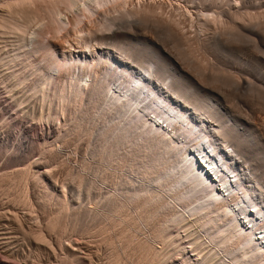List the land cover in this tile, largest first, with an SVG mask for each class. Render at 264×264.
Returning <instances> with one entry per match:
<instances>
[{
    "label": "bare ground",
    "instance_id": "6f19581e",
    "mask_svg": "<svg viewBox=\"0 0 264 264\" xmlns=\"http://www.w3.org/2000/svg\"><path fill=\"white\" fill-rule=\"evenodd\" d=\"M142 1L144 4V0H0V69L6 70V73L3 75L1 73L0 77L5 81L8 79L16 81L21 87L19 88L21 93L37 95V98L44 103H50L48 112L41 111L40 116L49 121L50 119L56 121L61 117V115L57 117L59 111H52V104L55 101L58 102L57 108L65 116V113L71 109L69 108L71 103L89 96L90 112L87 119L93 120L92 118L98 112L106 118L102 124L103 154L100 153V156L102 155L101 159L104 160L103 167L107 168L102 180L107 187L106 195L101 196L104 200H100V194L93 195V212L89 211L90 207L87 209L93 213V220H89L94 221L93 224H89L87 220L89 225L87 224L88 226L84 228L81 225L82 227L79 226L81 227L79 228L76 224L79 221L74 220L75 225L73 224L69 231L64 218L67 219L69 215L70 220L78 219L82 213H78L77 218V214L74 213L77 212L75 206L74 212L73 207L71 208L74 213L73 215L71 212V216L69 208L67 211L64 208V202L56 199L59 208L54 210V216H50L51 218L44 222L45 227L39 225L37 229H32L34 231L30 230L32 232H27L24 227L26 231L24 232L22 231L23 221L20 222L17 217L14 224L7 225L12 231L7 232L4 229L5 233L4 231L0 233V263L6 259L10 260L8 252L5 254L4 250L12 248L14 242L19 240L30 241L28 242L30 244L35 243L38 255L42 256L44 246L48 245L49 250L54 248L52 247L54 244L51 246L46 243L48 241L46 236L58 229L60 236L56 233L58 239L55 238L56 236L54 238L58 240L56 241L58 246H61V249H58L62 250V253L58 254L62 257L59 256L60 259H57L52 256L57 260L54 263L49 260L48 264H100L103 259L105 262L103 264H125L126 262L129 264H173L169 261H172L176 254L185 264H264V132L262 127L257 126L255 118L253 119L256 125L252 117L250 119L252 121L241 118L243 110L242 113L237 112L233 110L231 104V106L228 104V98H232L233 94H228L231 96L228 97L219 89L220 92H217L215 96L208 91L209 89L205 90L201 87L208 73L206 71L210 72L211 68L213 74L216 72L213 77L209 76L211 81L208 78L212 85L217 80L214 85L219 88V84L225 85L227 82L230 84V81L233 83L234 79L235 89L230 86L231 84L227 83V85L238 94L249 92L252 95L255 93L261 95L262 93L263 96H253L257 98V101L261 99L262 102L264 87L259 86V82L256 83L258 80H251L250 73H245L248 77L242 74L240 77L237 76V73L244 72L245 65L253 67L248 63L249 60L246 62L244 57L240 56L241 52L239 53L240 50L237 47L244 40L253 41L254 44L250 46L254 47L264 44V19L262 17L263 20L260 19V22L257 20L258 16L253 14V11H257L258 15V12L262 13L259 9L264 10V3L260 2L261 0H236L237 2L234 3L233 0H215V2L188 0L192 4L198 3L200 7L201 14L197 17L199 19L197 29L192 23L189 28H185L188 24L186 19L184 20V23H187L186 26H182L184 23L181 24L179 20L186 17L185 15L184 17L182 15L183 18L179 20L175 15V18L164 16L166 11L162 8L163 6L157 7L160 3L157 5V1L154 3L150 0L154 5L144 6L147 3L145 1L146 3L142 6ZM195 8L199 9L197 6ZM186 10L183 12L187 15ZM192 11L196 12L193 9ZM174 12L172 14H176V11ZM261 13L259 18L262 16ZM253 15L256 16L255 20ZM191 16L188 18H192ZM190 21L193 20H189V23ZM216 25L219 29H216ZM60 40H63L61 42L63 47L59 43ZM171 43L175 50H178L176 53L171 51ZM96 48L102 51L97 62H94V59L84 63L80 61L83 66L82 71L79 74L77 71L78 75L77 77L75 75V79L72 78L73 73L71 79L65 83H59L60 80L58 83L55 82V78L61 73L70 72L71 68L74 72L75 65L79 62L73 58L72 52L80 55L92 53V50H97ZM192 48L199 50L196 51V55L199 52L204 53L205 56L214 54L219 58H231L235 60L234 65L237 63L238 66H225L222 63L224 68L219 69L218 67L222 65H215L218 64L216 61V63L212 62L216 69L214 71L211 65L209 66L211 59L213 60L212 56L208 55L207 58L211 57L210 61L204 59L205 63H202L204 54L194 58L195 50ZM190 50L191 52L194 50L193 59L201 60H196L201 64H207V61V67L197 64L195 60L193 62V59H190L192 56ZM254 50L257 51V48ZM79 60H82V57ZM189 60L192 64L195 63L194 65L206 67L207 70L200 66V68L196 66L193 68L191 64L193 69H198L192 71L189 66L197 79L202 70L205 71L206 74H201V76L204 75L202 77L204 81L200 79L202 83L194 79L196 77L193 78L192 73L184 68L185 62H188V64L185 63L187 66L190 64ZM97 65H100L98 70L95 68ZM255 69L259 70L257 67ZM217 75L223 76L226 80L223 79L222 82V77ZM219 80L222 83H219ZM228 86L227 88L230 89ZM7 95L10 97L9 93ZM244 98L247 99L245 96ZM238 99L235 100L238 101ZM43 102L41 110L46 108ZM261 102L258 101L259 104ZM259 104L256 106L263 107L264 102L263 105ZM75 111V115H78L77 110ZM245 117L248 118V116ZM84 118L78 123L82 124L86 120ZM57 121L60 122V119ZM261 124L264 125V121ZM27 169L17 170L20 179L27 177ZM8 172L0 174L2 189L4 180L14 173ZM49 172L46 169L41 173L46 176ZM122 175H125V178ZM102 177L103 175L98 178ZM82 181L80 178L76 189L82 188L80 186ZM46 195L48 197L45 200L54 201L52 192ZM79 198L76 199L77 202L80 201ZM80 199L82 201L83 198ZM22 201L20 198L15 204H21ZM39 201L42 202V200ZM86 205H88L87 202ZM10 211L7 213H13L15 216L16 213ZM4 212L1 210L0 213ZM32 212H30L31 215ZM79 212H82V209ZM35 214L33 213L34 217L37 215ZM37 223L35 226H38ZM85 223L83 221L84 225ZM70 232L80 234L74 233L72 236L76 234L82 238L91 237L99 244L103 242L104 245L100 244L103 250L92 252L88 250L87 253L83 250L85 246H81L84 240L80 243V239L76 238L79 243H73L71 238L74 237L71 234V237L67 238H70L72 243L65 245L67 242L66 239L64 242L65 235ZM95 241H92L91 245ZM28 243L26 247L29 246ZM95 246L98 249V246ZM34 250L31 251L34 253ZM54 252L57 254L56 249ZM54 256L57 255L54 254ZM32 259L33 257L31 261ZM41 263L38 262V264Z\"/></svg>",
    "mask_w": 264,
    "mask_h": 264
},
{
    "label": "rangeland",
    "instance_id": "374dc122",
    "mask_svg": "<svg viewBox=\"0 0 264 264\" xmlns=\"http://www.w3.org/2000/svg\"><path fill=\"white\" fill-rule=\"evenodd\" d=\"M147 3H146V2ZM151 1H153L154 3L156 2V4L158 5V3H160L157 7H159L160 5H162L163 7V9H165V11H162V12H165V14H164V16H172V17H174V15H175V17H176V19H177V17H178V20L179 19H182L183 17H184V15L186 16V17H184L182 20H179V22L181 21V24H182V22L184 23V20L186 19V22H188V24L185 22L182 26H186V24H187V26L185 27V28H189V26H190V24L192 23V24H194L195 25V27L198 29V18L197 17H200V14H201V11H200V7L198 6V3L197 4H195V3H191V2H189L188 0V3H187V1H185V0H151ZM150 0H144V4H143V1H142V6L144 5V6H150L151 4L152 5H154V3H152ZM211 2H215V0H210ZM216 1H218V0H216ZM221 1H223V0H221ZM225 1V0H224ZM232 1V0H231ZM239 1V0H238ZM252 1V0H251ZM253 1H255V0H253ZM259 1V0H258ZM263 1V2H262ZM150 2V3H149ZM185 2V3H184ZM197 2H198V0H197ZM208 2V1H207ZM233 3L234 2H237L236 0L234 1H232ZM257 2V1H256ZM260 2H262V3H264V0H261ZM188 5H187V4ZM148 4V5H147ZM181 4V5H180ZM191 4V6H189ZM185 5V6H184ZM194 5H196L197 6V9L198 10H196V6L195 7H193ZM186 6H188V7H186ZM183 7V8H182ZM185 7V8H184ZM193 7V8H192ZM161 8V7H160ZM187 9V10H186ZM191 11H190V10ZM192 9L193 10H195L196 12H194V11H192ZM162 10V9H161ZM171 10V11H170ZM185 10L187 11V15L186 14H184V12H185ZM251 10V9H250ZM249 10V11H250ZM254 10V9H253ZM255 10H257V9H255ZM259 10H262V13H263V9L261 8V9H259ZM258 10V11H259ZM168 11V12H167ZM174 11H176V14L178 15H176V14H172ZM184 11V12H183ZM189 11H190V13H189ZM198 11H200L199 12V16L197 15L198 14ZM252 11V10H251ZM183 14H182V13ZM254 13V15H256V16H258L257 18V20H259L260 22H261V20H263L264 19V13L262 14L261 12H258L259 13V15L258 14H256L257 13V11H253ZM170 15H169V14ZM175 13V12H174ZM180 13V14H179ZM189 13V14H188ZM195 13V14H194ZM260 13H261V18H259V16H260ZM167 14V15H166ZM192 16H191V15ZM163 15V14H162ZM182 15H183V17H182ZM195 15H196V17H195ZM249 15H251V13H249ZM248 15V16H249ZM253 15V17H254V19L253 18H251L250 17V19H253V20H255V17L256 16H254ZM181 16V17H180ZM192 17V18H196V19H192V18H188V17ZM174 17V18H175ZM180 17V18H179ZM262 17H263V19H262ZM261 19V20H260ZM189 20H193L192 22L190 21V23H189ZM195 20H197V21H195ZM264 21V20H263ZM197 22V23H196ZM263 24V23H262ZM219 27V26H218ZM217 27V25H216V29L218 28ZM219 29V28H218ZM73 38V37H72ZM245 41L247 42V43H245ZM250 41L251 40H244V42L242 43V41H241V46H240V44H239V46L237 47L238 48V50H240L239 51V53H240V56L243 58L244 57V60L247 62L248 60H249V64H251L253 67H254V65H256V67L259 69V70H257V69H255L256 67H248L247 65H245L246 66V69H244V72H241L240 74L239 73H237V76L238 77H240V75L242 74V76H246L247 74H245V73H250V76L249 77H251L250 79L251 80H253L254 79V81H257L256 83H260V84H258L259 86L261 85V87L263 88L264 87V44H259L258 46H260V48L257 46H253V45H251L250 46V44H252L253 43V41H251V43H250ZM61 42H63V40H60V45H62L63 43H61ZM243 44V45H242ZM249 45V47H248V45ZM254 44V43H253ZM245 45V46H244ZM77 46V45H76ZM171 46H172V43H171V45H170V48H171ZM262 46V47H261ZM62 47H63V45H62ZM251 47V48H250ZM254 47V48H253ZM239 48H241V49H239ZM250 49V50H248V49ZM253 48V49H252ZM257 48V51H255L254 49H256ZM258 48H259V50H258ZM97 50H92V53H89V52H87L86 54H76V53H71L72 55H73V58H76V60L79 62L78 64H79V66H78V64L77 65H75V68H74V72H73V70H72V68L69 70L70 72H68V71H61V72H64L63 74L61 73V75H59V74H57V73H55V74H57V75H59V76H57V75H55V77L57 76V78H55V82H57L58 83V81H59V83H61V84H63V83H65V81H68V80H70L71 79V76L73 75V73H74V75H73V77L72 78H76L77 77V75L79 74V72H81L82 71V65L80 64V61L81 62H86V61H90L91 59H94V62L96 61L97 62V60H98V58H99V56H101L102 55V51L100 50V49H98V48H96ZM174 49V50H173ZM192 49H194L195 50V54H194V58H195V56L197 57V55H199L200 53L198 52V54L196 55V51H199V50H197V49H195V48H192ZM193 50V51H194ZM254 50V51H253ZM171 51L172 52H177L178 50H175V48L172 46V48H171ZM192 51V52H193ZM251 51V52H250ZM190 52H191V50H190ZM191 52V53H192ZM201 52V51H200ZM203 52V51H202ZM245 52V53H244ZM96 53V54H95ZM242 53H244V54H242ZM91 54V55H90ZM99 54V55H98ZM204 53H202V54H200V56H202ZM246 54V55H245ZM72 55H70V57L72 58ZM90 55V56H89ZM208 55H210V54H206V56H205V54H204V56L202 57V63L204 62L205 63V60L204 59H206L207 61L209 60L210 61V56H212V58H213V60L211 59V62H210V64H209V66L210 67H212L213 68V70L214 71H216V69H214L215 68V65H217V66H219V65H222V63L225 65V66H233V67H235V66H238L237 65V63H236V65H234L235 64V60L234 59H231V58H227V59H225V58H222V57H220L219 58V56L218 55H210L209 56V58H207L208 57ZM243 55V56H242ZM251 55V56H250ZM85 56V57H84ZM95 56V57H94ZM191 56V55H190ZM200 56H198V58L199 59H201V57ZM246 56V57H245ZM82 57V60H79V58H81ZM192 57V58H191ZM190 57V59H193V53H192V56ZM205 57V58H204ZM216 58H217V60H216ZM86 59V60H85ZM194 60L196 61V60H198L197 58L196 59H193L192 61L194 62ZM198 61H201V60H198ZM198 61H196V63L198 62ZM206 61V63L207 64H201V62H198L197 64H201L202 66L203 65H205L206 67H207V65H208V62ZM216 61H217V63L218 64H215L214 66L212 65V62L214 63H216ZM219 61V62H218ZM220 61H223V62H220ZM251 62V63H250ZM185 63H187L188 64V62H185ZM183 64V66H184V68L185 69H188L189 70V72H191V70L192 71H195V70H198V69H193V68H195V66L198 68L199 66L200 67H202L201 65H194L195 63H191V60H189V65L187 66V64ZM226 63V64H225ZM230 63V64H229ZM192 64V67L190 66ZM228 64V65H227ZM187 66V68H186V66ZM194 65V66H193ZM224 65H222V67L221 66H219L218 68L220 69V68H224ZM78 66V67H77ZM98 66H100V65H97L95 68H96V70H98V69H100ZM192 68H190V67ZM202 67V68H204V70H207L206 69V67ZM208 66V67H209ZM216 66V67H217ZM199 67V68H200ZM209 67V68H210ZM191 70H190V69ZM208 68V69H209ZM217 68V69H218ZM261 69V70H260ZM263 69V70H262ZM3 70V71H2ZM0 69V76H2L4 73H6V70L5 69ZM204 70H202L203 72L202 73H205V71ZM5 71V72H4ZM72 71V72H71ZM77 71H78V74H77ZM219 71V70H218ZM256 71V72H255ZM208 72V73H207ZM210 72L212 73V70H211V68H210ZM209 71H206V75L207 76H205L204 78V80H203V76H201V71H200V76H199V78L197 79V77L195 76V75H193V73L194 72H191L192 73V75H193V78L194 77H196V78H194V79H197V80H200L201 78H202V80L205 82H203L202 83V80H200V82L202 83V85H205V86H202L201 84V87L202 88H204L205 90H208V91H211V93L213 94V95H217L220 91H218L219 89L221 90V91H223V93L224 94H233L232 95V98H228V104L231 106V107H233V110L235 109V111H237V112H240V113H242L243 111H244V113L243 114H245L244 116H243V114L241 115V118L242 119H247V120H250L251 119V117H252V120H253V123L255 124V122H256V124H258L257 126H259V127H262L261 129H262V132H264L263 130V124H261V123H263V119H264V110H263V107H264V105H263V100H262V102H261V99L260 100H258L259 101V103L261 102V104H259L258 103V101H257V96L259 95V96H263V94L261 93V95L260 94H257V93H255V95L253 94H250L249 92H247V94L246 93H244L243 94V92H239V94H238V92H236V90H234L235 89V83H234V79L232 80L233 81V83H231V81H230V86H232L233 88H231L230 86H228L227 85V83L225 84V85H222V84H217V86H219V88L218 87H216V85H214L215 83H217V80H216V82L214 83L213 82V85H212V83L211 82H209L208 81V78H209V80H210V77L209 76H214V74L216 75V72H214V74L212 75L211 73H210ZM1 73H2V75H1ZM69 73V74H68ZM209 74V75H208ZM211 74V75H210ZM239 74V75H238ZM75 75H76V77H75ZM61 76V77H60ZM217 76H221V75H217ZM222 77V82H223V79H225V78H223V76H221ZM237 77V78H238ZM246 77H248V75L246 76ZM61 78H62V80H61ZM218 78V79H219ZM237 78H235L236 80H237ZM240 79V78H239ZM4 79H2L1 77H0V174L1 173H3V174H5V173H7L8 171L10 172V171H12V172H10V173H13V175L11 176V177H8L7 179H5L3 182L5 183L3 186V189H2V187L0 188V212H1V210L4 212V211H6V212H4V213H7V211H10L11 213L12 212H14V214L16 213V214H18V215H16L15 214V216L13 215V213L12 214H10L9 212L7 213V214H4V213H0V223H2V224H0V233H2L3 231H4V229L8 232V231H12L11 230V228L10 227H8V226H10V224H14L13 222L16 220V217L17 218H19L18 220L20 221V222H22L23 221V224H22V231H24V229L27 231V232H29L30 230H32V229H34V228H38L39 227V225H42V227H45V223L44 222H47L48 220H49V218H51L52 216H54V214L53 213H55V211L54 210H57L59 207H58V204L56 203V201L57 200H62L64 203H63V206H64V208L66 209V211L68 210V208H69V214L72 216V214L74 215V213L75 214H77L76 216H77V218H78V215L80 214V213H82V214H80L79 215V220L78 219H76V218H71L72 220H70V217H69V215H67V219H65L64 218V221H65V223L68 225V227H69V231H70V227H72L73 226V224L75 223V221L77 222V221H79V222H77L76 224L78 225V227L79 226H81V225H83V228L84 227H86V226H88L90 223L91 224H93L94 223V221H89V220H93V213H91V212H93L92 210H93V208H92V206H93V195H98V194H100L99 196H100V200L101 201H103L104 199H103V197L106 195V192H107V187H105L106 186V184H104L103 183V178H104V175H105V172H106V170H107V168L106 167H103L104 166V164H103V162H104V160L103 159H101L102 158V155L100 156V153L101 154H103L102 152V150H103V148H102V143H103V138H102V136H101V133H102V124H104V122L106 121V118H104L105 116L103 115V114H99V112L98 113H96L95 114V118L93 117L92 119L93 120H91V119H87L88 118V116L87 115H89L88 114V112H90V110H89V103H90V98H89V96H85V97H83L84 99H80L79 101H77V102H74V103H71L69 106V108H71L70 109V111H68L67 113H65V116H63V114L64 113H62V111H60L57 107H58V102L57 101H55L53 104H52V111L53 112H57V111H59L58 112V116L57 117H60V115H61V117L60 118H58V119H60V122H58L57 120L56 121H52L53 119H50V121L47 119V118H40V116L42 115V113H41V111H44V113H47L48 112V109H49V107H50V103H48V102H46V103H44L43 101H41L39 98H37V95H34L33 96V94H23V93H21L20 92V89L19 88H21L20 86H19V84L16 82V81H14L13 79L12 80H10V79H8L7 81H3ZM221 80H219V83H222V82H220ZM226 80V79H225ZM230 80V79H229ZM228 80V81H229ZM208 81V82H207ZM211 81V80H210ZM11 82H13V84H15V85H13ZM16 82V83H15ZM9 83V84H8ZM208 83V84H207ZM224 83H225V81H224ZM223 83V84H224ZM11 84V85H10ZM18 84V85H17ZM207 84V85H206ZM234 86H233V85ZM17 85V86H16ZM228 87H230V89L229 88H227V86ZM208 86H210V88L208 87ZM212 86V87H211ZM226 88H224V87ZM15 87H16V89H15ZM207 87V88H206ZM13 88H14V90H13ZM213 88V89H212ZM214 88H215V90H217V91H215L214 90ZM223 90H222V89ZM18 89V90H17ZM229 89V90H228ZM13 90V91H12ZM17 90V91H16ZM227 90V92H225ZM234 90V91H233ZM12 91V92H11ZM6 92V93H5ZM218 92V93H217ZM232 92H234V93H232ZM237 94H236V93ZM7 93H9V95H10V97L7 95ZM12 93H14V94H12ZM4 94V95H3ZM23 94V95H22ZM238 96H236V95ZM243 94V95H242ZM242 95V96H241ZM257 95V96H256ZM2 96V97H1ZM23 96V97H22ZM226 96V95H225ZM234 96H235V98H234ZM244 96L245 97H247V99L246 98H244ZM250 96H252V97H250ZM253 96H256L255 98L253 97ZM36 97V98H35ZM50 97H53V96H50ZM228 97H231V96H229L228 95ZM241 97V98H240ZM234 98V99H233ZM237 98H239L238 99V101H236L237 100ZM244 98V100H242ZM254 98V99H253ZM29 99V100H28ZM32 99V100H31ZM86 99H87V101H86ZM231 99V100H230ZM236 99V100H235ZM242 101H241V100ZM259 99V98H258ZM22 100H24V101H22ZM36 100H37V102H36ZM40 100V101H39ZM83 102H82V101ZM233 100H234V102H233ZM28 101V102H27ZM81 101V102H80ZM233 103H232V102ZM22 102V103H21ZM26 102V103H25ZM42 102L45 104V105H43V106H45L46 108H43L44 110H41V107H42ZM134 102V101H133ZM231 102V103H230ZM237 102V103H236ZM239 102V103H238ZM257 102V103H256ZM20 103H21V105H20ZM38 103H41V104H38ZM75 103H77V104H75ZM87 103V104H86ZM241 103L243 104V105H241ZM26 104V105H25ZM55 104V105H54ZM57 104V105H56ZM81 106H79V105ZM234 104V105H233ZM237 104H238V106H239V108H238V106H237ZM240 104V105H239ZM258 104L259 105H263V107H260V108H262V109H260L259 107H257L258 106ZM19 105L21 106V107H19ZM74 105H75V107H74ZM257 105V106H256ZM14 106V107H13ZM22 106H24V107H22ZM29 106V107H28ZM72 106V107H71ZM79 106V107H78ZM32 107V108H31ZM243 107V108H242ZM256 107V108H255ZM82 111H80L79 109ZM85 108V109H84ZM240 110H238V109ZM242 108V109H241ZM259 108V109H258ZM16 109V110H15ZM24 109V110H23ZM25 109H27L26 111H25ZM34 109V110H33ZM87 109V110H86ZM47 110V111H46ZM75 110H77V114L78 115H75V113H76V111ZM79 110V111H78ZM84 110H85V112H84ZM243 110V111H242ZM21 111V112H20ZM30 112H31V115H29L30 114ZM34 112V113H33ZM74 112V113H73ZM27 113H28V116H27ZM72 113V114H71ZM83 113V114H82ZM24 117H23V116ZM33 115H34V117H33ZM67 115V116H66ZM97 115V116H96ZM101 115V116H100ZM38 116H39V118H38ZM100 116V117H99ZM245 116H248V118H246ZM77 117V118H76ZM79 117V118H78ZM81 117V118H80ZM85 117V118H84ZM104 118V120H102L103 118ZM244 117V118H243ZM15 120H14V119ZM19 118V119H18ZM82 118H84V119H86L82 124H83V126H82V124H80V123H78V122H80L81 121V119ZM98 118V119H97ZM253 118H255V120L253 119ZM96 119V120H95ZM14 120V121H13ZM24 120V121H23ZM76 120H78V121H76ZM252 120H250V121H252ZM13 121V122H12ZM67 121V122H66ZM76 121V122H75ZM90 122V124H89V122ZM95 122V121H98V122H95V123H93V122ZM101 121V122H100ZM255 121V122H254ZM23 122V123H22ZM46 122V123H45ZM47 122H50V123H48L47 124ZM56 122H58V123H56ZM74 122V123H73ZM257 122H261V123H257ZM16 123V124H15ZM85 123V124H84ZM88 124V125H87ZM98 126V128H97V126ZM255 124V125H256ZM48 125H51V126H48ZM76 125V126H75ZM82 127H81V126ZM85 125H87V126H89V127H85ZM95 125V127H93ZM261 125V126H260ZM263 125V126H262ZM77 126H79L78 128H77ZM45 127V128H44ZM47 127V128H46ZM49 127H51V128H49ZM58 127V128H57ZM82 128V129H80V131H79V128ZM73 128V129H72ZM76 128V129H75ZM89 128V129H88ZM94 128V129H93ZM26 129V130H25ZM55 129V130H54ZM78 129V130H77ZM101 129V130H100ZM23 130H24V132H23ZM45 132H44V131ZM50 130V131H49ZM71 130V131H70ZM98 130V131H97ZM100 130V131H99ZM52 131V132H51ZM57 133H56V132ZM79 131V132H78ZM97 131V132H96ZM29 132H30V134H29ZM74 132V133H73ZM41 133V134H40ZM92 133V134H91ZM50 134H51V136H50ZM80 134V135H79ZM100 134V135H99ZM46 135V136H45ZM59 135V136H58ZM72 135V136H71ZM79 136V137H78ZM4 137V138H3ZM37 137V138H36ZM54 137V138H53ZM74 137V138H73ZM101 137V138H100ZM22 138V139H21ZM68 138V139H67ZM98 138H99V140H98ZM74 139V140H73ZM102 141V142H101ZM55 142V143H54ZM20 143V144H19ZM24 143V145H22ZM26 143V144H25ZM49 143V144H48ZM97 143H99L98 144V146H97ZM45 144H46V146H45ZM27 145V146H26ZM72 145V146H71ZM25 148V149H24ZM102 148V149H101ZM59 149V150H58ZM2 151V152H1ZM54 151V152H53ZM11 155V156H10ZM42 156V157H41ZM17 159V160H16ZM103 160V161H102ZM47 161V162H46ZM99 161V162H98ZM100 163V164H99ZM29 165V166H28ZM97 165V166H96ZM99 165V166H98ZM100 165H102V166H100ZM5 166V167H4ZM9 167V168H8ZM97 167H99L98 169H97ZM102 167V168H101ZM19 168V169H18ZM27 169L28 171V174H27V177H25V179H20V176H18L17 175V170H20V169ZM45 168V169H44ZM104 168V170H102ZM48 170V171H50L49 172V174H47L46 176H43V172L45 171V170ZM51 169V170H50ZM30 170V171H29ZM34 170V171H33ZM37 170H39V172H37ZM99 170V171H98ZM103 171V172H101V171ZM32 171V172H31ZM8 172V173H9ZM35 172H36V174H35ZM42 172V173H41ZM95 172V173H94ZM30 173V174H29ZM34 173V174H33ZM38 173H40V175L38 174ZM97 173V174H96ZM42 174V175H41ZM95 174V175H94ZM103 175V177L102 178H98V177H100V176H102ZM125 174V173H124ZM29 175V176H28ZM41 176L40 178H39V176ZM97 175H98V177H97ZM38 176V177H37ZM82 176V177H81ZM123 176V175H122ZM124 178H125V175L123 176ZM10 178L12 179V180H10ZM35 178H36V180H35ZM80 178H82V184H80V186H82V188L81 187H78V189H76L77 188V186H79V180H80ZM96 178V179H95ZM39 179V180H38ZM88 179V180H87ZM21 182H20V181ZM32 180V181H31ZM55 180V182H53ZM95 180V181H94ZM27 181V182H26ZM36 181V182H35ZM91 181V182H90ZM98 181H99V183H98ZM102 181V182H101ZM96 182V183H95ZM101 182V183H100ZM22 183V184H21ZM89 183H90V185H89ZM57 184L59 185V186H57ZM75 184H77V185H75ZM92 184H95L94 186L92 185ZM100 184V185H99ZM103 186H102V185ZM86 185H87V187H86ZM24 186V187H23ZM76 186V187H75ZM94 188H93V187ZM10 187H12V188H10ZM15 187V188H14ZM36 187V188H35ZM47 187V188H46ZM63 187V188H62ZM86 187V188H85ZM101 187H102V189H101ZM5 188V189H4ZM61 188H62V191L64 192H62V191H60L61 190ZM89 189V191H88V189ZM92 188V189H91ZM87 189V190H86ZM94 189V190H93ZM103 189H104V191H103ZM16 190V191H15ZM81 190V191H80ZM41 191V192H40ZM46 191H47V193H46ZM52 192V199L54 200V201H51V200H45L46 199V197H48L46 194H48L49 192ZM78 191V192H77ZM79 191H80V195H79ZM93 191V193H91V192ZM95 191V192H94ZM65 192H67V193H65ZM72 192H76V193H78V195L76 196V193L74 194V193H72ZM82 192H83V194H82ZM88 192H90L89 194H88ZM8 193V194H7ZM35 193V194H34ZM72 193V194H71ZM101 193H103V194H101ZM56 194V195H55ZM65 194V195H64ZM67 194V195H66ZM34 195V196H33ZM50 195V194H49ZM63 195V196H62ZM104 195V196H103ZM60 196H61V198H60ZM65 196H67L66 198H65ZM76 196V197H75ZM91 196V197H90ZM101 196H103V197H101ZM16 197H17V199H16ZM21 198V201H22V203L20 204V203H17V204H15L16 202H17V200L19 199L20 200V198ZM54 197V198H53ZM57 197V198H56ZM63 197V198H62ZM78 197H80V198H83L82 199V201H81V199L79 198V202H77V200L76 199H78ZM23 198V199H22ZM75 198V199H74ZM88 198H90L91 200H89ZM10 199V200H9ZM16 199V200H15ZM57 199V200H56ZM66 199V200H65ZM88 199V200H87ZM8 200V201H7ZM26 200H27V202H26ZM39 200H42V202L45 204V206H44V204H42V202H40ZM44 200V201H43ZM46 201V202H45ZM48 201V202H47ZM51 201V202H50ZM67 201V202H66ZM84 201V202H83ZM19 202V201H18ZM26 202V203H25ZM38 202H40L39 204H37ZM66 202V203H65ZM86 202H87V204L88 205H86ZM92 202V203H91ZM55 203V204H54ZM80 203H82V204H80ZM85 204V206H84V204ZM27 204V205H26ZM29 204H31V205H29ZM64 204H66V205H64ZM74 204V205H73ZM24 205V206H23ZM40 205V206H39ZM41 205H43V206H41ZM48 207H47V206ZM56 205V206H55ZM102 205V204H101ZM26 206H28V207H26ZM39 206V207H38ZM50 206V207H49ZM69 206V207H68ZM76 206V207H75ZM77 206L79 207V208H77ZM5 207V208H4ZM10 207V208H9ZM25 207V208H24ZM41 207V208H40ZM45 207V208H44ZM47 207V208H46ZM75 207L76 209H77V212L75 211L76 209L73 208ZM82 207V208H81ZM86 207V208H85ZM88 207V208H87ZM89 207H90V209H89ZM2 208H4V209H2ZM16 208V209H15ZM26 208H28V209H26ZM44 210H43V209ZM71 208H72V210H73V212H72V210H71ZM26 209V210H25ZM82 209V212H79L80 210ZM84 209H85V211H84ZM87 209H89V211H91V212H89ZM30 210V211H29ZM35 212H34V211ZM40 210V211H39ZM47 210V211H46ZM71 210V211H70ZM79 210V211H78ZM87 210V211H86ZM18 213H17V212ZM33 211V212H32ZM22 212V213H21ZM25 212V213H24ZM30 212H32V215H31V213ZM41 212H42V214H41ZM44 212V213H43ZM71 212H72V214H71ZM89 212V213H88ZM27 213V214H26ZM33 213L36 215L35 217H34V215H33ZM46 213V214H45ZM79 213V214H78ZM84 213V214H83ZM92 215H91V214ZM4 214V215H3ZM8 214H9V216H8ZM29 214L31 215V216H33V217H31V216H29ZM68 214V213H67ZM86 214V215H85ZM6 215V216H5ZM21 215V216H20ZM45 215V216H44ZM82 215V216H81ZM89 215V217H87ZM90 215H91V218H90ZM5 216V217H4ZM51 216V217H50ZM84 216H85V218H87V219H85L84 218ZM7 217V218H6ZM74 217V216H73ZM5 218V219H4ZM9 218V219H8ZM23 218H25V219H23ZM30 218V219H29ZM34 218V219H33ZM38 218V219H37ZM89 218V219H88ZM21 219V220H20ZM82 219H84L83 221H84V223H85V225L83 224V221H81ZM3 220V221H2ZM6 220V221H5ZM32 220V221H31ZM75 220V221H74ZM86 220V221H85ZM87 220H88V222H89V224H88V222H87ZM37 221H39V223H37ZM68 221V222H67ZM34 222H36L37 223V225L38 226H35L36 225V223H34ZM73 222V223H72ZM81 222H82V224H81ZM25 223H26V225H25ZM32 223V224H31ZM42 223V224H41ZM44 223V224H43ZM79 223V224H78ZM4 224H6V226H4ZM33 224H34V226H33ZM88 224V225H87ZM75 225V224H74ZM91 226V225H90ZM3 227H5V228H3ZM25 227V228H24ZM30 227H31V229H30ZM82 227V226H81ZM81 227H79V228H81ZM3 228V229H2ZM6 228H9L8 230L6 229ZM24 228V229H23ZM2 229V230H1ZM35 230V229H34ZM34 230H32V231H34ZM26 231H24V232H26ZM32 231H30V232H32ZM21 232V231H20ZM58 232H60V230L58 231V229H57V231L55 230L51 235L50 234H48L47 236H46V240H50L49 242L47 241L46 243H48L49 245H53L52 247H54L55 249H56V252H57V254L54 252L55 251V249L54 248H52V249H54V250H49L50 249V247L47 245L46 247H47V249H45L46 247L44 246V245H42V246H44L43 248H44V250H43V254H42V256H40V255H38L39 253L36 251V249H35V243H33L32 241V245L33 246H30L31 244L30 243H28V242H30V241H21V240H19V241H16V242H14L15 244L14 245H16V246H14L13 245V247L12 248H10V249H8V250H4V252H5V254L7 253L8 254V257H10V260L8 259H6V260H3V261H5V263H3V261H2V263H0V264H22L23 262V264H26V263H28V264H34L35 262V264H38V262L39 263H41V261L43 260H46V262L44 261H42V263L41 264H48L49 262H47V261H49L50 260V262L51 261H53V263L55 262V260H57L58 258H59V256L60 257H62V255H59L60 253H62V250L61 251H59V249H61V246L59 247L58 246V243L56 242V241H58L57 239H58V237L56 236V233L58 234V236H60L59 235V233ZM3 233H5V231L3 232ZM74 233H76V232H73V233H67L65 236H66V238H64V242H66V240H67V242L65 243V245H67V243L68 244H70V242H71V239H73V243L75 242V243H79V241H77V239L79 240L80 239V243H81V240L83 241L81 244H83V245H81V246H85V248H83V250H85V252H92V251H100V250H103V246H101L102 244L104 245V243L102 242V244L100 245L99 244V242L98 241H95V240H92L91 239V237L89 238V237H84V238H82V236H77V235H80V234H77V233H79V232H77L74 236H72V234H74ZM47 234V233H46ZM53 234H54V236H53ZM69 234V235H68ZM70 234H71V236L72 237H74L75 239H76V241H75V239L74 238H67L68 236L69 237H71L70 236ZM20 236H21V234H19ZM50 236V237H49ZM56 236V237H55ZM52 237V238H51ZM57 238V239H55V238ZM52 239H54V241H52ZM66 239V240H65ZM70 240V241H69ZM88 240H90V242L88 241ZM92 241H95L92 245H91V242ZM26 242V243H25ZM50 242H52V244L50 243ZM89 242V243H88ZM101 242V241H100ZM20 243V244H19ZM28 243V245L30 246V249L28 248V247H26L27 244ZM56 243H57V245H56ZM72 243V242H71ZM86 243V244H85ZM89 245H88V244ZM95 243H97V244H95ZM24 244V245H23ZM18 245V246H17ZM22 245V246H21ZM60 245V244H59ZM94 245V246H93ZM95 245H97L98 246V249H97V247L95 246ZM24 246V247H23ZM56 246V247H55ZM87 246V247H86ZM89 246V247H88ZM90 246H92V247H90ZM34 247V248H33ZM93 247H95V248H93ZM25 249V250H23V249ZM31 248H33V249H31ZM59 248V249H58ZM89 248V249H88ZM94 250H93V249ZM101 248V249H100ZM35 249V250H34ZM58 249V250H57ZM31 250H34L35 252L33 253V251H31ZM89 250V251H88ZM26 251V252H25ZM50 253V251H51V253L50 254H48V252ZM54 253H53V252ZM46 254H45V253ZM29 254L28 256H27V254ZM36 253V254H35ZM59 253V254H58ZM2 254V253H1ZM31 254H32V256H31ZM34 254H35V257H34ZM53 254V255H52ZM54 254L55 255H57V256H54ZM23 255V256H22ZM37 255L39 256V257H37ZM45 255H47L46 257H45ZM51 257V259H50V257ZM13 256V257H12ZM54 258H56L57 257V259H54ZM178 255L176 254V256H173V260L172 261H169V263H173V264H185L182 260H181V258L180 257H177ZM17 257V258H16ZM30 258L29 259V261H28V258ZM33 257V259H32V261H31V258ZM36 257L39 259L40 257V260H38V259H36ZM49 257V258H48ZM177 257V258H176ZM13 258V259H12ZM16 260H15V259ZM43 258V259H42ZM44 258H46V259H44ZM48 258V259H47ZM35 259V260H34ZM42 259V260H41ZM60 259V258H59ZM21 260V261H20ZM38 262H37V261ZM12 261V262H11ZM34 261V262H33ZM102 261V260H101ZM101 261H100V264H103V263H105L104 262V259H103V262L101 263ZM1 262V261H0ZM20 262H22V263H20ZM33 262V263H32ZM86 263H88L87 261H85ZM177 262V263H176ZM127 264H129L128 262H126ZM125 263V264H126Z\"/></svg>",
    "mask_w": 264,
    "mask_h": 264
}]
</instances>
